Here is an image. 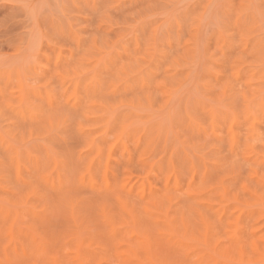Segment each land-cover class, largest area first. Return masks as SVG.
Returning a JSON list of instances; mask_svg holds the SVG:
<instances>
[{"label":"rangeland","instance_id":"374dc122","mask_svg":"<svg viewBox=\"0 0 264 264\" xmlns=\"http://www.w3.org/2000/svg\"><path fill=\"white\" fill-rule=\"evenodd\" d=\"M0 264H264V0H0Z\"/></svg>","mask_w":264,"mask_h":264}]
</instances>
